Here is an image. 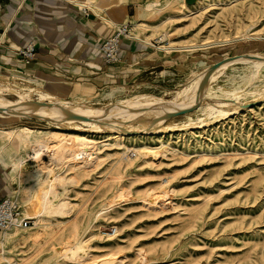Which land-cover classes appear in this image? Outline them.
<instances>
[{"label": "rangeland", "instance_id": "1", "mask_svg": "<svg viewBox=\"0 0 264 264\" xmlns=\"http://www.w3.org/2000/svg\"><path fill=\"white\" fill-rule=\"evenodd\" d=\"M44 1L104 20L109 27L128 23L131 39L151 49L155 53L151 59L158 61L156 69L132 82L97 93L81 87L87 98L70 102L109 110L118 101L139 95L173 99L207 66L238 54H264V0H130L125 19L113 14L124 0H97L98 14L77 6L85 0ZM148 3L162 10L143 18L137 28L132 24L137 8ZM106 18L115 19V26ZM246 32L249 38L242 40ZM234 37L241 40L187 52L170 48ZM252 71L248 65H235L221 72L212 85L220 98H227L224 90L242 91L244 96L234 104L242 106L238 115L207 118L206 104L203 109L177 113L161 122L173 131L124 136L121 147L102 149L100 166L76 177L69 175L66 163L54 167L48 156L43 158L70 179L66 191L60 192L69 205L64 213L48 215L38 225L35 220L23 222L25 229L10 241L2 242L0 230V264H78L80 257L65 254L79 243L87 247V256L115 254L117 264H264V103H254L261 95H253L264 88V70L255 79ZM29 79L20 71L1 72L2 97L15 101L25 93L33 99L46 93L45 82ZM252 104L257 105L246 107ZM3 115L7 117L0 118L1 130L58 127L95 140L112 135L108 130L93 134L91 126L75 117L50 125ZM134 148L157 154L140 155ZM13 153L11 147H0V183L7 185L2 191L7 196L1 198L13 199L23 218L22 194L33 186L40 166L21 151L25 181L19 182L9 168ZM20 187L16 198L14 192ZM163 189L168 194L158 198ZM119 194L124 197L106 210L109 200ZM149 196L155 198L154 206ZM27 207L31 210V204Z\"/></svg>", "mask_w": 264, "mask_h": 264}, {"label": "bare ground", "instance_id": "2", "mask_svg": "<svg viewBox=\"0 0 264 264\" xmlns=\"http://www.w3.org/2000/svg\"><path fill=\"white\" fill-rule=\"evenodd\" d=\"M96 2L97 0H85L77 2V6L80 8L88 7L90 11L98 14ZM129 2L130 0H124V2L115 6L113 14L117 15L119 19H125L127 17V4ZM155 5L154 3H148L145 6H139L135 21L133 20L132 24L139 28L141 27L140 22L143 18L158 14L162 10V7ZM106 21L111 26H115V19L106 18ZM246 34L247 32L244 34L245 36L240 38L242 40L249 38ZM167 38L170 37L168 36ZM241 39L234 37L232 39L217 40L215 42L205 41L200 44H183V46L179 47L172 45L170 48L176 51L187 52L205 49L211 45L227 44ZM232 57L237 58L233 60H229L231 57L225 58L215 64L207 66L201 73L194 75V78L186 86L175 93L176 95L173 99H161L153 95H139L127 101H118L116 107L114 106L115 108H110L109 110L95 108L88 104L85 105L80 101H63L46 93L39 94L36 99H33L27 93L23 95L18 94L19 97L15 101H10L2 97L3 92L0 88V118H6L7 116L3 115V112H7L8 115L15 118H25L42 121L50 125H58L60 121L75 117L77 121L91 126V133L93 134H99L103 130H108L112 133L108 137H101V140H95L81 134L66 133V130H59L58 127L56 128L57 130L33 129L27 126L0 129V147H11V151H14L10 159L9 168L14 172L15 180L19 182L25 181V175L22 171V166L25 161L20 153L21 151L27 154L29 158H32L33 162L39 163L38 165L40 166V169L33 176V179H35L33 186L29 187L22 194L23 196L25 195L23 218L18 219L13 228L4 231V234H2V242L10 241L13 237L19 235L25 229L23 226L24 221L35 220V224L38 225L44 222L45 217L48 215L64 213L69 203L67 202L66 194L64 193L61 196L60 192L66 191L70 179L63 173L55 172L53 170L54 167H59L66 163L69 175L76 177L80 171H88L91 168L100 166L104 160V155L101 153L102 149L107 146L121 147L124 136L147 133L162 135L173 131L172 127L162 126L161 122L177 114L178 110L186 109L183 113H190L206 104L205 112L207 118L213 116L228 119L235 114L238 115L242 106L234 104H238L237 101H239L241 96H244L242 95V91L240 89L231 91L224 90V94H226L224 96L227 98H220L216 93L218 90L214 92L212 85L221 72L239 64L250 66L253 70V73H251L254 78L252 79H255V76L264 70V54L261 55L253 52L238 54ZM254 93L256 94L253 95L256 96L257 93L261 95L260 98L258 97L259 100H256L257 98L255 99L254 103H260L262 105L264 103V88ZM194 105L198 106L194 110H188ZM230 107L233 108L230 110ZM134 121L141 122L142 124L135 125L133 124ZM204 126L208 125L204 124ZM133 150L140 155L157 154L155 151L144 148H134ZM47 156L50 158L51 165H54V167L43 162V158ZM21 189L22 187H20L19 191L14 192L16 198L19 197ZM168 192V189L159 191L158 198L166 196ZM123 197L124 194L112 197L107 203L106 210L112 209L115 206L114 203ZM148 201L150 205H155V198L153 199L149 196ZM29 204H31V210L27 207ZM86 250L87 247L84 244H75L68 248L65 256L69 258L80 257L78 264H117L115 254H105L102 257L94 258L87 256L88 253H85Z\"/></svg>", "mask_w": 264, "mask_h": 264}, {"label": "crops", "instance_id": "3", "mask_svg": "<svg viewBox=\"0 0 264 264\" xmlns=\"http://www.w3.org/2000/svg\"><path fill=\"white\" fill-rule=\"evenodd\" d=\"M113 29L97 18H87L44 0H3L0 73L20 71L31 81L45 82L46 94L68 101L87 98L81 87L97 93L137 80L158 67V61L151 59L155 54L151 49L125 40L121 62L107 70L99 48ZM26 47L34 48V60L28 65L18 55ZM5 185L0 183V197L7 196L2 193Z\"/></svg>", "mask_w": 264, "mask_h": 264}, {"label": "built area", "instance_id": "4", "mask_svg": "<svg viewBox=\"0 0 264 264\" xmlns=\"http://www.w3.org/2000/svg\"><path fill=\"white\" fill-rule=\"evenodd\" d=\"M2 1L3 0H0V3ZM125 40H132L131 29L128 23L121 24L117 28H114L113 34L101 42L99 51L104 67H106L107 70L111 67H115L121 62L123 52L122 43ZM33 53V47H26L18 51L20 59L27 65L34 60ZM20 218L21 214L14 200L10 197H0V230L6 231L13 228ZM25 222L27 221H24V223Z\"/></svg>", "mask_w": 264, "mask_h": 264}, {"label": "water", "instance_id": "5", "mask_svg": "<svg viewBox=\"0 0 264 264\" xmlns=\"http://www.w3.org/2000/svg\"><path fill=\"white\" fill-rule=\"evenodd\" d=\"M229 58H230V57H229ZM235 58H237V57H231L229 60H233V59H235ZM254 105H257V104L247 105L246 107H252V106H254ZM197 106H198V105H194L193 107L189 108L188 110H190V111H191V110H194ZM184 111H186V109L178 110V114L183 113Z\"/></svg>", "mask_w": 264, "mask_h": 264}]
</instances>
